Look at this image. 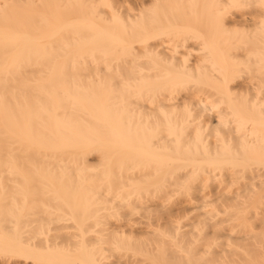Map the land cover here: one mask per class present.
I'll return each instance as SVG.
<instances>
[{"label": "bare ground", "instance_id": "6f19581e", "mask_svg": "<svg viewBox=\"0 0 264 264\" xmlns=\"http://www.w3.org/2000/svg\"><path fill=\"white\" fill-rule=\"evenodd\" d=\"M0 264H264V0H0Z\"/></svg>", "mask_w": 264, "mask_h": 264}, {"label": "rangeland", "instance_id": "374dc122", "mask_svg": "<svg viewBox=\"0 0 264 264\" xmlns=\"http://www.w3.org/2000/svg\"><path fill=\"white\" fill-rule=\"evenodd\" d=\"M93 156L91 155V157L89 156V159H91Z\"/></svg>", "mask_w": 264, "mask_h": 264}]
</instances>
